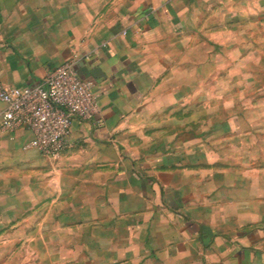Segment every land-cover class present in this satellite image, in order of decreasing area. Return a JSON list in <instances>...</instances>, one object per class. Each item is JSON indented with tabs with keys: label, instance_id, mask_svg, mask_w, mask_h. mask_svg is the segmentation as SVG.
Masks as SVG:
<instances>
[{
	"label": "crops",
	"instance_id": "obj_1",
	"mask_svg": "<svg viewBox=\"0 0 264 264\" xmlns=\"http://www.w3.org/2000/svg\"><path fill=\"white\" fill-rule=\"evenodd\" d=\"M126 1L0 0V80L33 85L74 57L99 100L57 157L0 127V237L34 264H264V234L222 219L195 149L154 114L164 83L141 41L177 9Z\"/></svg>",
	"mask_w": 264,
	"mask_h": 264
},
{
	"label": "rangeland",
	"instance_id": "obj_2",
	"mask_svg": "<svg viewBox=\"0 0 264 264\" xmlns=\"http://www.w3.org/2000/svg\"><path fill=\"white\" fill-rule=\"evenodd\" d=\"M151 6L178 11L169 28L141 41L145 62L164 83L162 108L154 114L171 117L186 139L181 144L195 149L194 162L203 164L210 181L212 208L225 211L222 219L237 212L236 219L261 236L264 7L258 0H157ZM15 239L0 237V264H34Z\"/></svg>",
	"mask_w": 264,
	"mask_h": 264
},
{
	"label": "built area",
	"instance_id": "obj_3",
	"mask_svg": "<svg viewBox=\"0 0 264 264\" xmlns=\"http://www.w3.org/2000/svg\"><path fill=\"white\" fill-rule=\"evenodd\" d=\"M2 131L28 128L33 136L25 147L57 157L67 147L75 118L91 119L99 109L94 80L83 77L69 57L33 85H9L0 80Z\"/></svg>",
	"mask_w": 264,
	"mask_h": 264
}]
</instances>
